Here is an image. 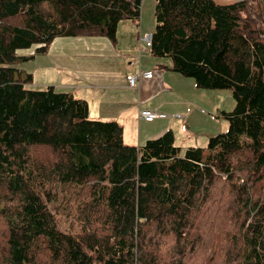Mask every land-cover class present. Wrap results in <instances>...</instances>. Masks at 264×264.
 <instances>
[{"label": "trees", "instance_id": "obj_1", "mask_svg": "<svg viewBox=\"0 0 264 264\" xmlns=\"http://www.w3.org/2000/svg\"><path fill=\"white\" fill-rule=\"evenodd\" d=\"M142 2L0 0V264H264V0H156L152 53L199 88L232 91L228 128L207 149L182 153L172 130L126 144L119 122L30 87L20 67L57 37L116 42ZM72 183L89 191L77 233L57 217L59 190L72 206L81 190Z\"/></svg>", "mask_w": 264, "mask_h": 264}, {"label": "crops", "instance_id": "obj_2", "mask_svg": "<svg viewBox=\"0 0 264 264\" xmlns=\"http://www.w3.org/2000/svg\"><path fill=\"white\" fill-rule=\"evenodd\" d=\"M155 4L143 0L140 20L120 21L116 42L104 35L57 37L47 53L20 67L34 75L30 87L72 93L88 101L91 118L119 122L126 144L143 146L172 130L182 153L189 147L207 149L210 137L228 128L219 114V92L197 87L193 78L172 70L170 57L152 53L144 37L156 30ZM36 47L21 54H35ZM149 71L152 77H146ZM132 75L139 76L136 86L130 85ZM147 108L157 113L152 121L140 118ZM212 113L219 114L217 122L208 120Z\"/></svg>", "mask_w": 264, "mask_h": 264}, {"label": "rangeland", "instance_id": "obj_3", "mask_svg": "<svg viewBox=\"0 0 264 264\" xmlns=\"http://www.w3.org/2000/svg\"><path fill=\"white\" fill-rule=\"evenodd\" d=\"M237 1H240V0H215V2H217L219 4H230V3L237 2ZM142 4H143V2H142ZM155 5H154V8H155ZM27 50L28 49H23L21 51V53H23ZM214 91L219 92V95H217V99H218V104L222 107V110L231 111L235 106V101H234V98L232 95V91L230 89H215ZM210 92H212V91H210ZM218 111L219 110L217 107L216 112L218 113ZM219 114H213L214 115L213 119H208V120H214L215 122H217V120L219 119V118H217V116ZM221 120L226 122L224 118ZM226 126H227V124H226ZM226 129L227 128H225L224 130L226 131ZM218 131H221V130H218ZM222 132H224V131H222ZM218 133H221V132H217V134ZM217 134H215V135H217ZM206 152H208V150H206ZM71 186H74L77 188L80 187L81 190L78 189L80 191L79 193L75 190V194H74L75 200H74L73 206L71 205L72 197L68 192H66V191H69V189L66 191L65 190L64 191L59 190V195H58L59 202L61 203V205L65 206L66 208L60 210L57 213V217H58L59 225L63 231L68 232V233H77L80 230V222L77 219L76 206H77V203L86 199L89 191H88L87 185H85V187H83V186L72 183ZM223 188H225V187H223ZM256 195L257 196L264 195V191L258 187L256 189ZM213 196L219 203H226L227 205L230 206L227 199L224 198L221 194L214 192ZM239 208L242 209L240 201H239ZM1 224H2V221H0V225ZM2 232H3V228L0 226V238L3 237Z\"/></svg>", "mask_w": 264, "mask_h": 264}, {"label": "built area", "instance_id": "obj_4", "mask_svg": "<svg viewBox=\"0 0 264 264\" xmlns=\"http://www.w3.org/2000/svg\"><path fill=\"white\" fill-rule=\"evenodd\" d=\"M152 38H153V34L152 33H147L144 37V40L148 43L151 44L152 42ZM146 77H152L153 72L149 71L145 73ZM139 76L138 75H132L129 76V82L131 86H136L137 84V80H138ZM157 116L156 111L152 110V109H142L140 110V118L145 119L147 121H152L155 119V117Z\"/></svg>", "mask_w": 264, "mask_h": 264}]
</instances>
